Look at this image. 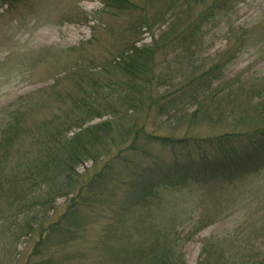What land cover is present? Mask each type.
Masks as SVG:
<instances>
[{
    "label": "trees",
    "instance_id": "1",
    "mask_svg": "<svg viewBox=\"0 0 264 264\" xmlns=\"http://www.w3.org/2000/svg\"><path fill=\"white\" fill-rule=\"evenodd\" d=\"M26 1L0 0V8ZM151 1H144L143 15L132 29L152 34L158 23L167 26L159 36L153 32V40L141 46L126 39L118 53L100 66V75L82 76L88 87L81 82V94H54L63 103L66 98L72 100L68 109L37 123L33 131H26L22 119V108L30 107L28 103L16 104L11 112L0 136V253L11 249L13 259L18 251L13 256L12 252L20 243L37 236L27 254L18 253L24 264H82L86 248L81 240L89 224L106 243L105 239H113L117 229L124 228L119 224L131 226L129 216L140 212L146 219L139 218L133 232L128 231V238L133 239L142 236L146 220H157L165 189L183 185L190 176L235 184L264 167V88L242 100L239 95L243 93L234 94L243 87L244 73L228 77L224 71L246 47L245 31L229 42L227 61L219 57L207 66V57L200 51L214 22L235 1L164 0L163 7L150 14L145 6ZM103 2L108 9L132 13L139 5L137 0ZM182 16L184 25L178 30L176 23ZM170 47L179 52L174 59L176 72L162 74L158 68L163 71L169 66H163L167 59L162 61L160 52ZM178 59L183 62L182 77L179 82L169 81L178 73ZM160 80L166 88L157 91ZM200 124L210 125L213 133H193V127ZM162 125L184 128V133H166ZM27 133L32 139L26 145L22 138ZM18 140L25 148L32 147L13 161L9 158ZM33 148L37 153L29 152ZM164 151H169L167 160ZM146 160L152 165H144ZM158 160V167L164 162L166 168L140 181ZM88 161L93 168L101 166L91 173V167L81 171L80 166ZM138 188L140 200L134 201L130 192ZM122 194L126 202L120 201ZM63 197L68 199L66 209L55 219L53 212ZM158 242L128 243L115 252L121 261L103 264H184L173 239L163 246ZM202 254L199 264H230L225 259L213 262L210 253Z\"/></svg>",
    "mask_w": 264,
    "mask_h": 264
},
{
    "label": "rangeland",
    "instance_id": "2",
    "mask_svg": "<svg viewBox=\"0 0 264 264\" xmlns=\"http://www.w3.org/2000/svg\"><path fill=\"white\" fill-rule=\"evenodd\" d=\"M144 1L137 0L139 5L133 13L108 9L103 0H29L1 7L0 136L12 117L11 112L18 107L16 104L24 101L30 105L22 108V119L27 126L26 131H33L37 123L53 118L56 113L71 106L70 98L63 103L62 98H55L54 94H81L78 91L81 82L88 87L82 76L93 72L100 75V66L118 53L126 39L137 41V45L141 46L153 40V32L159 36L168 23H158L152 34L146 30L134 32L132 29L140 18ZM234 1L235 6L214 22L215 27L207 35V43L200 51L207 57V66L217 62L219 57L227 61L229 42L245 31L246 47L232 64L226 65L224 71H227L225 75L228 77L238 71L244 73L243 87L236 88L234 95L243 93L239 97L246 100L254 90L264 88V0ZM162 2L164 0L151 1L145 6L147 13L152 14L163 7ZM172 10L167 11L174 13L176 9ZM181 19H185V16L176 23L178 30L184 25ZM178 54L174 47L161 50L160 58L162 61L167 59L163 66L168 65L169 69L162 71L158 68L159 72L173 73L177 67L174 59ZM182 63L178 59V73L173 74L169 81H180ZM183 67L187 65L183 64ZM161 81L155 87L157 91L166 88ZM237 109L235 106L234 111ZM160 128L166 133H184V128L178 130L177 126L162 125ZM192 132L201 136L210 135L213 128L200 124L194 126ZM22 139L27 145L32 135L27 133ZM21 143L22 140L17 141L10 160L17 161L25 150L32 147L25 148ZM151 148L158 150L156 145H151ZM35 150L33 148L29 152L35 154ZM168 153H162L166 160ZM147 161L143 164L152 165ZM159 163L138 179L148 181L153 175L160 174L166 166L163 162L164 166L160 168ZM93 166L92 161H88L79 169L84 171L91 167V173L101 164ZM231 183L222 180L203 182L190 176L183 185L165 189V200L160 202L157 220H146L142 236L133 239L128 238V231L129 234L133 232L130 230H134L139 218L146 219L140 212L129 216L133 221L131 226L119 224L124 228L117 229L113 239H105L106 243L103 242L104 238L96 236L95 227L89 224V231L81 240L86 248L82 264L121 261L120 255L115 252H119L124 245L148 244L155 239H159L158 243L162 246L173 239L175 249L183 254L184 264H199L204 255L202 253H210L213 262L225 259L230 264H264V167L255 174L238 179L235 184ZM140 191L141 188H138L130 192L134 201L140 200ZM124 195H120V201L124 199L126 202ZM67 201V197L58 200L53 212L55 219L66 209ZM36 238H26L12 252V256L16 250L18 253L24 250L27 254ZM100 243L102 247L98 246ZM8 250L11 254V249ZM9 253H0V264H24L18 253L13 259Z\"/></svg>",
    "mask_w": 264,
    "mask_h": 264
}]
</instances>
